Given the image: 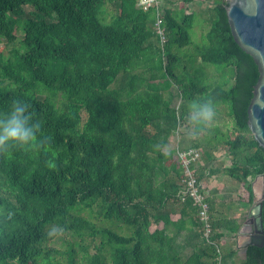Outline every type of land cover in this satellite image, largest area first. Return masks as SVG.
I'll return each instance as SVG.
<instances>
[{"label": "trees", "instance_id": "trees-1", "mask_svg": "<svg viewBox=\"0 0 264 264\" xmlns=\"http://www.w3.org/2000/svg\"><path fill=\"white\" fill-rule=\"evenodd\" d=\"M180 1L178 10L165 0L162 47L156 10L139 0H0V114L27 102L45 141L0 154V264H264V247L238 259L240 226L214 217L205 187L210 240L194 200L180 195L179 150L211 163L222 146L242 202H255L253 182L264 176L248 113L260 71L233 36L229 0L200 12L190 9L197 0ZM199 15L203 45L191 37ZM191 46L183 66L180 50ZM197 56L221 81L203 79ZM197 98H211L226 122L202 130L214 134L206 143L166 151Z\"/></svg>", "mask_w": 264, "mask_h": 264}, {"label": "water", "instance_id": "water-1", "mask_svg": "<svg viewBox=\"0 0 264 264\" xmlns=\"http://www.w3.org/2000/svg\"><path fill=\"white\" fill-rule=\"evenodd\" d=\"M227 15L237 44L254 58L259 67L260 79L248 113L250 128L264 148V0H229ZM260 178L263 191L238 231L239 237H247L241 245L245 256L251 246L264 247V176L257 180ZM253 188L256 194L255 184Z\"/></svg>", "mask_w": 264, "mask_h": 264}, {"label": "clouds", "instance_id": "clouds-1", "mask_svg": "<svg viewBox=\"0 0 264 264\" xmlns=\"http://www.w3.org/2000/svg\"><path fill=\"white\" fill-rule=\"evenodd\" d=\"M31 105L14 99L8 112L0 114V154L12 149L27 150L45 141L39 136L41 122L34 120ZM216 110L211 98L193 99L187 105L183 120L189 126L193 137L206 129L214 120Z\"/></svg>", "mask_w": 264, "mask_h": 264}, {"label": "rangeland", "instance_id": "rangeland-1", "mask_svg": "<svg viewBox=\"0 0 264 264\" xmlns=\"http://www.w3.org/2000/svg\"><path fill=\"white\" fill-rule=\"evenodd\" d=\"M173 2L175 4V5H173L174 7H176L178 10L181 9V7H182L181 4L182 3H181L180 0H173ZM166 7H171V5L170 4H166ZM210 7H213L212 1H209V0H207V1L197 0V4L196 5H191L190 9H191V11L200 12L201 9L207 10ZM114 12H115V9L111 5H108L107 6V14H106V17H107L108 21H110L112 19V16H113ZM202 21H203V16L199 15V17L197 19V22H196V27L191 31V37H192L193 41L195 43H197V44H200V45L204 44V42L206 40V32H207V30L205 29L204 23ZM3 49L4 48L1 46L0 47V52L3 51ZM5 53L7 55L10 54L8 50H6ZM180 54L184 58L182 65L184 66V65L187 64V65L191 66V63L189 62L190 60L188 58L191 55L195 54L193 46L187 47V48L185 47V48L181 49L180 50ZM195 63L194 64H195L196 68H198V67L200 68L201 66H203L199 70H201V69L204 70V68H207V76L208 77L207 78L206 77L203 78L205 81L212 80V79H216L217 80V78L219 79V81H221L222 77L218 76V73L216 72V66L215 65L202 64V62H201V60H200V58L198 56H197V60H196ZM191 69H193V68H191ZM233 75H234V72L232 71L230 73L229 79H231ZM179 103H180V101L176 100V104L178 105ZM227 118H228V115L226 114V112L225 113L223 112L222 114H217L211 124L212 125H221L223 127V124L226 122ZM213 135H211V132L209 133V132L201 131V132L197 133L195 135V137H193L190 128H181L180 131L177 132V134L175 133L170 138V143H169L168 148H166V151H169L170 149H178L179 146H180V143L181 144H183V143L189 144L192 139H196V138L202 139V141L204 143H206L208 140H210L212 138ZM213 143L217 144V141H214ZM214 154L217 157L218 156L221 157L222 165H231L232 166V158L225 154V150H224V148L222 146L219 145V147L214 150ZM202 155H203V159L200 162L202 165L200 164L199 170L200 169L201 170L207 169L206 168L207 167V163L205 161L206 158H205V155L203 154V152H202ZM260 181L262 183V178L260 179ZM242 191H244V189ZM238 192L239 191H237V193H233V195H232L233 199H232V201L230 203H235V202L239 201V198H238V194L239 193ZM237 237H239V236H237ZM236 243H237V241H236ZM55 246L60 247V248H64V245L61 242H58V244H56ZM236 248H237V246H236ZM239 253H240V256L238 257V259H244L245 258V254H244V249L243 248L239 249Z\"/></svg>", "mask_w": 264, "mask_h": 264}, {"label": "crops", "instance_id": "crops-1", "mask_svg": "<svg viewBox=\"0 0 264 264\" xmlns=\"http://www.w3.org/2000/svg\"><path fill=\"white\" fill-rule=\"evenodd\" d=\"M217 157V156H216ZM206 161V160H205ZM221 157H217L216 161L207 163V169L199 170L200 176H204L203 186L208 192L209 197L213 202V215L215 218L224 219L226 221H235L241 227L248 219L251 207L255 204L258 198V192L256 189V184L258 178L253 182L255 184V202L249 204L247 202H242L241 197L243 196L242 185L234 180L230 175L226 174L224 171L226 168L232 167L231 165H222ZM201 164V163H200ZM202 165V164H201ZM261 179V178H260ZM238 193L239 201L235 203H230L232 201L233 193ZM246 237H237L235 242V248L237 246L238 256H240L239 249L240 246L244 244ZM230 235L224 238V244L230 243ZM246 258V256H245Z\"/></svg>", "mask_w": 264, "mask_h": 264}, {"label": "built area", "instance_id": "built-area-1", "mask_svg": "<svg viewBox=\"0 0 264 264\" xmlns=\"http://www.w3.org/2000/svg\"><path fill=\"white\" fill-rule=\"evenodd\" d=\"M138 4L145 11L155 8L156 32L161 46L164 47L168 41L167 29L165 27V0H139ZM178 154L185 173L180 195L183 201L188 197L194 200V204L199 211V217L204 224V235L210 240L213 233L211 206L207 196L203 193V182L199 180V172L197 170L198 165L203 159L202 152L196 148H190L187 150H179Z\"/></svg>", "mask_w": 264, "mask_h": 264}, {"label": "flooded vegetation", "instance_id": "flooded-vegetation-1", "mask_svg": "<svg viewBox=\"0 0 264 264\" xmlns=\"http://www.w3.org/2000/svg\"><path fill=\"white\" fill-rule=\"evenodd\" d=\"M256 189H257V192H258V195H261L262 191H263V185L260 181V179L258 180L257 184H256ZM245 237V236H244ZM247 241V237H246V240L244 241V243Z\"/></svg>", "mask_w": 264, "mask_h": 264}]
</instances>
